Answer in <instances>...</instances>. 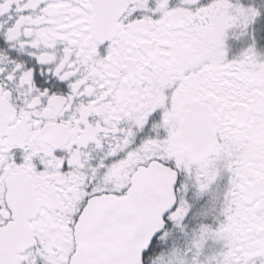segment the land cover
<instances>
[{"label": "flooded vegetation", "instance_id": "af4514ba", "mask_svg": "<svg viewBox=\"0 0 264 264\" xmlns=\"http://www.w3.org/2000/svg\"><path fill=\"white\" fill-rule=\"evenodd\" d=\"M154 163L176 172V205L143 264L171 248L174 264H204L214 247L236 253L225 264H264V0H0L13 264H72L88 202L125 198ZM205 182L221 192L220 224L172 220Z\"/></svg>", "mask_w": 264, "mask_h": 264}, {"label": "water", "instance_id": "95a60500", "mask_svg": "<svg viewBox=\"0 0 264 264\" xmlns=\"http://www.w3.org/2000/svg\"><path fill=\"white\" fill-rule=\"evenodd\" d=\"M176 179L174 170L154 163L137 172L125 198H92L77 223L80 251L72 264H143L144 253L164 229L163 215L176 205ZM10 236V230L0 232V259H5V264L16 262L14 256L23 250L21 244L3 248ZM114 240L126 251L123 263L113 260Z\"/></svg>", "mask_w": 264, "mask_h": 264}, {"label": "rangeland", "instance_id": "374dc122", "mask_svg": "<svg viewBox=\"0 0 264 264\" xmlns=\"http://www.w3.org/2000/svg\"><path fill=\"white\" fill-rule=\"evenodd\" d=\"M207 182V181H206ZM202 183L197 186H190L187 196L182 197L180 205L178 208H181L182 211L180 214H174L175 218L172 220L181 222H190L198 225H205L207 221L214 219L215 223L220 224L219 213L220 207L222 204L221 192L217 190L216 187L208 189V183ZM208 186V187H207ZM217 190V191H216ZM179 210V209H178ZM239 207L236 208V211L232 215L231 220L234 222L238 221L237 213ZM235 240V239H234ZM237 241L235 240V243ZM173 248L167 250L164 259V263L174 264V259H170L171 253H173ZM229 255L222 258V251L219 252V249L216 247L212 248L211 254H207L205 257L200 258V261L204 264H215L219 263L220 257L222 258V263H226L228 257L231 258V255H235L234 250H228ZM217 255V256H216ZM200 264L192 259V264Z\"/></svg>", "mask_w": 264, "mask_h": 264}]
</instances>
